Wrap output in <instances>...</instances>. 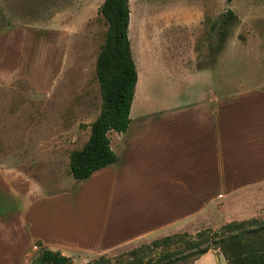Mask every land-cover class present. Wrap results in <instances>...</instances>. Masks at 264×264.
Here are the masks:
<instances>
[{
    "label": "rangeland",
    "instance_id": "obj_1",
    "mask_svg": "<svg viewBox=\"0 0 264 264\" xmlns=\"http://www.w3.org/2000/svg\"><path fill=\"white\" fill-rule=\"evenodd\" d=\"M102 2L0 0V36L21 29L18 43L24 48L18 75L8 83L0 82V162L9 160L11 150L28 144L26 170L44 184H58L59 176L70 174L69 154L86 142L90 123L100 111L96 60L108 28L99 12ZM129 8L127 34L138 75L132 123L139 114H168L205 97L211 83L223 94L226 87L235 98L248 93V83L264 78V0H129ZM227 9L236 14L237 22L228 27L219 53V31L225 28L221 15ZM201 68L206 69L195 72ZM108 136L116 144L121 132L111 130ZM79 181H83L82 193L97 191L93 181ZM256 186L258 192L252 185L253 193L245 195L256 207L235 213L227 204L225 216L211 217L201 229L217 230L227 221L264 219V186ZM6 194L0 195L1 205L6 204L1 212L14 209ZM85 203L90 211L92 200ZM197 230L195 226L194 232L187 233L195 235ZM147 242L124 245L105 255ZM39 248L36 245L29 253L27 264ZM99 255L76 256L71 262L88 264Z\"/></svg>",
    "mask_w": 264,
    "mask_h": 264
},
{
    "label": "crops",
    "instance_id": "obj_2",
    "mask_svg": "<svg viewBox=\"0 0 264 264\" xmlns=\"http://www.w3.org/2000/svg\"><path fill=\"white\" fill-rule=\"evenodd\" d=\"M18 30L0 36L3 83L21 68ZM246 87L248 93L234 98L211 83L205 97L175 112L142 113L135 123L130 118L117 143L110 141L120 163L84 179L97 188L90 194L79 191L83 181L70 174L59 176L58 184L40 182L23 162L30 159L28 144L11 150L0 162V195L10 194L14 204L12 211H0V264H27L36 242L72 259L93 256L194 232L195 226L203 230L211 217L225 216L227 204L235 213L256 207L245 195L253 193L252 185L257 192L256 185L264 186V78ZM191 264L227 261L213 249Z\"/></svg>",
    "mask_w": 264,
    "mask_h": 264
},
{
    "label": "trees",
    "instance_id": "obj_3",
    "mask_svg": "<svg viewBox=\"0 0 264 264\" xmlns=\"http://www.w3.org/2000/svg\"><path fill=\"white\" fill-rule=\"evenodd\" d=\"M99 12L108 23L96 60L102 101L99 114L90 123L88 139L69 154V173L75 180L87 179L96 170L119 161L110 146L108 132H125L129 128L138 78L127 34L129 0H103ZM221 22L225 28L219 31L217 49L223 47L228 27L237 22V16L227 9ZM35 244L40 248L30 264H72L69 256L42 247L39 242ZM213 249L222 253L227 264H264V219L230 221L217 230L203 229L195 235H166L114 256L101 254L88 264H191Z\"/></svg>",
    "mask_w": 264,
    "mask_h": 264
}]
</instances>
